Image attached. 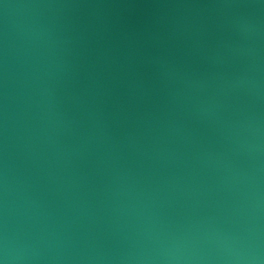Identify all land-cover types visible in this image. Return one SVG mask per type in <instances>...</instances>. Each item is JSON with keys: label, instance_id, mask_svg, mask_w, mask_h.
Here are the masks:
<instances>
[{"label": "water", "instance_id": "water-1", "mask_svg": "<svg viewBox=\"0 0 264 264\" xmlns=\"http://www.w3.org/2000/svg\"><path fill=\"white\" fill-rule=\"evenodd\" d=\"M5 246L264 264V3L0 0Z\"/></svg>", "mask_w": 264, "mask_h": 264}, {"label": "clouds", "instance_id": "clouds-1", "mask_svg": "<svg viewBox=\"0 0 264 264\" xmlns=\"http://www.w3.org/2000/svg\"><path fill=\"white\" fill-rule=\"evenodd\" d=\"M261 3H264V0H261ZM0 251H2L4 253L3 256H0V264H8L6 246L3 247L2 249H0Z\"/></svg>", "mask_w": 264, "mask_h": 264}]
</instances>
